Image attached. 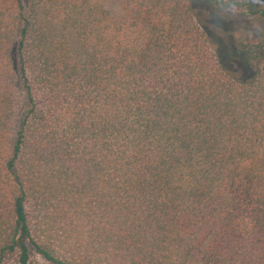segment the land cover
Wrapping results in <instances>:
<instances>
[{"label": "trees", "instance_id": "obj_1", "mask_svg": "<svg viewBox=\"0 0 264 264\" xmlns=\"http://www.w3.org/2000/svg\"><path fill=\"white\" fill-rule=\"evenodd\" d=\"M230 9L264 20L0 0V264H264V41L225 65L203 19Z\"/></svg>", "mask_w": 264, "mask_h": 264}, {"label": "rangeland", "instance_id": "obj_2", "mask_svg": "<svg viewBox=\"0 0 264 264\" xmlns=\"http://www.w3.org/2000/svg\"><path fill=\"white\" fill-rule=\"evenodd\" d=\"M199 9L206 10L204 7ZM203 21L205 29L217 47L220 60L235 69L238 74L244 75L245 62L243 54L238 53V42L255 39L264 41V20L250 18L230 9L218 14L209 13L208 19L204 18Z\"/></svg>", "mask_w": 264, "mask_h": 264}]
</instances>
